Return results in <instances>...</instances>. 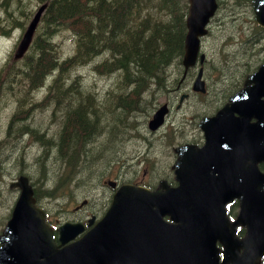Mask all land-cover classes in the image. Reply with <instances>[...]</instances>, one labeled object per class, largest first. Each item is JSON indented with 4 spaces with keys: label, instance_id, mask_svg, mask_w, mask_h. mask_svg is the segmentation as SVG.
<instances>
[{
    "label": "water",
    "instance_id": "obj_1",
    "mask_svg": "<svg viewBox=\"0 0 264 264\" xmlns=\"http://www.w3.org/2000/svg\"><path fill=\"white\" fill-rule=\"evenodd\" d=\"M44 7L36 10L26 27L15 58L28 48ZM216 7L215 0H188L185 68L195 63L199 37ZM253 7L255 20L264 26V0H253ZM200 77L199 71L193 90L203 92ZM166 113L163 104L148 128L157 129ZM201 127L206 139L202 148L176 150L177 186L165 181L154 191L122 186L103 217L93 225L91 218L87 224L92 226L84 233L81 223L62 224L59 245L35 205L27 177L19 176L11 184L19 187L20 194L0 235V264H260L264 172L257 163L264 161V64L247 76L244 88L215 117L203 119ZM215 156L229 158L223 168L215 169L223 178L219 185L205 182L211 166L221 163ZM234 200L238 213L231 220L226 206ZM238 226L244 228L242 237L236 234Z\"/></svg>",
    "mask_w": 264,
    "mask_h": 264
},
{
    "label": "rangeland",
    "instance_id": "obj_2",
    "mask_svg": "<svg viewBox=\"0 0 264 264\" xmlns=\"http://www.w3.org/2000/svg\"><path fill=\"white\" fill-rule=\"evenodd\" d=\"M39 4L40 3H38L37 0H0V68L7 62L11 63L13 61H17L13 60V54L15 46L22 33V29L18 26V24L10 26L8 25L7 19L12 16L17 18L18 21H21L23 24L22 26H26ZM244 16L245 15L240 7L224 4L217 17L222 21L232 23V27L226 31H229V33L232 34V37L225 38L224 36L225 48L229 50V52H232L228 54V56H223L214 51L213 45L217 44V41H219L222 36L214 37L212 35L203 39L204 45H206L207 55L209 57L215 56L217 59L222 58V60H219L218 62L221 65L226 66V69H223L218 65L214 69L207 67V72L209 73L208 81L210 84H217L218 77L221 74L226 73L228 70H233V77L231 78V81L234 82L235 78L238 79L240 77L241 73L251 72L255 69V67H257V65L264 62V36H261L258 42H256L253 46L248 45V47L247 44L242 42V40L246 39L247 35L251 33L246 30L247 22L244 19ZM232 17L236 18L233 20ZM239 26L242 27V29H240ZM41 28L42 25L39 29H37L38 32L36 31L38 35L41 32ZM49 42L56 47L60 62L65 60L74 52L75 41L71 33L67 30H58L57 33L49 39ZM230 45L233 46L230 47ZM103 56V54L98 55L96 60L101 59ZM98 62H91L90 65L79 66L80 68L70 69V71H64V74H61V78L59 79L57 86L60 89L58 91V96L63 97V101L61 105H58L60 101L55 103L58 107L57 105L52 104L47 106V103L39 101L44 96L42 94V90L35 92L31 96L32 102L36 103V106L31 102H27L24 103L23 106H19L17 101L13 98L14 96L11 94L10 90L16 85L13 86V83L9 85L4 84L2 87V91H0V228L2 227L5 217L9 212L17 194L8 189L9 184L13 182L21 172L30 176L32 179H38V181L41 179L42 172L40 167L37 163H33L34 157L37 156L38 153H41L42 155H50V159L47 163L48 169L46 181L43 180L41 183L37 182V197L39 198L41 195V203L49 211V213H53L54 218L60 219L61 222L72 220V209L79 205L83 200L88 199V201H90L83 209L84 212H89L90 210L96 209V207L100 205L101 201L104 199V195H109V191L102 187L101 184L98 186V182L95 180L92 183L85 182L84 178L87 176L77 182V186H74L73 188L64 187L63 192L68 190L70 191V199L61 198V201L59 202H66L61 206H58L54 201H49V199L46 198L47 194L43 195V191H45L44 188L48 186L49 183L52 184L59 173L60 164L57 162V159H55L56 156H65L57 145L58 141H60L59 138H56L59 118L68 116L67 112L69 105L73 106L75 101L72 100L74 97L76 98V96H79L80 84L85 85V93L95 89L92 93L88 94V96L92 98H88L86 96L88 99L87 101L90 102L107 101L105 98L110 96V94L116 89V81L118 78L116 75H118V72L110 74V72H106L105 70L103 72L96 71L94 65L100 64ZM16 64H20V62H17ZM232 64L233 66H231ZM170 71L171 78H173L176 75V72L173 69ZM69 75H71V77ZM76 75H81L82 81L79 78L75 79ZM71 79H75V83L70 90V83L72 82ZM51 80L52 77H48L46 79V84H48ZM108 88H110V90L106 92ZM230 88L231 87L228 86L220 89L215 97H207L205 99V104L207 105L210 101L215 99H222ZM44 89L46 90V87H44ZM51 90L52 88L49 89L48 93H50ZM173 96L174 92L172 94V97ZM163 98L164 95L161 94L158 99L155 100V104L157 103L156 105H159L160 102H164ZM36 101H39V103ZM152 103L153 102H151V104ZM192 103L193 101L191 99L184 105L181 111H187L188 113L198 111L200 113L201 107H193ZM189 107L190 109H188ZM149 110L150 107L146 108L145 111L136 110L133 113L135 115L129 117V120L126 122V124L131 127H122L118 121V128L108 117H102L94 112H86L90 119H94V121H96L97 127L96 129L94 128L95 130L89 129L91 130L88 131L91 133V136L88 138L90 140L87 142L88 139L86 138V140L81 141L82 144L78 147L87 150L99 141L102 122L112 130L113 134H115V139L112 142H109L106 138H102L101 150L94 148L95 152H86V162H89L88 157L91 154H94L95 156L96 154L101 153V157L96 161L97 166L106 165L107 160L111 159L114 154H122L124 161L121 162L120 165L125 164L124 166H126L130 164L132 166L129 161L131 158L127 157H129V155L134 157L136 152L142 148L148 150L149 152L153 151L158 154L152 167L155 171L153 178H156L159 173L166 172L167 159L165 157V151L167 150L169 156V134H171V132L174 133L171 138V142L173 144L183 139V137L179 135L182 134V132L171 130V127L176 125V121L184 113L172 110V113L169 114L166 119L165 125L154 135H149L145 125L147 118L151 114V111H153ZM188 121H191L190 117L188 118ZM45 126H48V132ZM81 131L82 130L78 128V132L81 133ZM46 133L47 135H51V138L46 140L42 139V135ZM27 135L36 139V142L28 137L21 139ZM141 135L147 136L152 143L148 144L145 140H143ZM185 135L186 138H191L196 135L195 130H192V126L186 125ZM160 137L163 141L161 144L160 139L157 140V138ZM16 141H19L17 145ZM78 147H75L74 149L72 147L71 148L75 150ZM18 148L19 151H22V159L18 158ZM169 159L170 158L168 157V160ZM109 167L110 165L106 169H109ZM133 170V168H122L123 172L121 177L125 179L136 177L137 179L139 176L142 177V175H146L144 172L142 173V171L147 173L148 168L143 166L139 172H136L137 175L133 174ZM109 171L110 172L106 173L102 180L113 179L115 173L117 172V165L115 164ZM119 180L121 181V178ZM94 190L95 193H93ZM61 208L62 210L60 211ZM104 209L105 208L103 207L99 210L98 216L102 214ZM236 212L237 206L231 211V214H236ZM86 218L88 217L86 216Z\"/></svg>",
    "mask_w": 264,
    "mask_h": 264
},
{
    "label": "trees",
    "instance_id": "obj_3",
    "mask_svg": "<svg viewBox=\"0 0 264 264\" xmlns=\"http://www.w3.org/2000/svg\"><path fill=\"white\" fill-rule=\"evenodd\" d=\"M38 1L48 2L40 20V34L36 32L30 50L22 58L7 62L0 68V91L4 84L16 85L10 90L19 106L27 102L35 104L31 96L41 90L39 87L49 75L52 80L48 83L50 85L46 86L52 90L48 97L46 96L49 91H45L44 103L49 106L60 101L58 105H61L63 97L58 96L60 89L57 86L61 74L86 65L104 48L110 51L111 59L94 65V68L96 71L105 70L110 74L113 69L119 71L116 89L105 100L107 107L113 99L118 103V116L122 127L128 126L125 119L130 114L136 110L145 111L153 106L151 102L157 97L145 98L151 86L155 87L157 93L166 91V77L169 76L166 70L171 65L177 66L183 55L187 0ZM248 2L249 0H231L230 6L248 8ZM7 20L10 26L18 24L21 29L25 27L12 16ZM62 28L69 29L76 39L74 53L60 62L56 47L49 39ZM17 62L20 64H16ZM74 83L70 85V90ZM82 87L83 84H80L81 89ZM81 89L79 96L72 100L75 101L73 106L76 107L70 109L72 105H69L68 116L62 119L64 122L57 144L65 155L59 158L65 162L68 160L71 168H74L76 162L89 150L78 147L82 144L81 141L91 136L89 129L95 130L97 127L96 121L86 114L87 106H91L87 97H92L85 95ZM83 101H87L86 104ZM95 110L92 111L97 113ZM109 116L115 119L116 114L111 112ZM78 128L82 130L81 133ZM106 134L111 137L112 130L109 128ZM71 147L78 148L73 150ZM37 161L41 166L42 157Z\"/></svg>",
    "mask_w": 264,
    "mask_h": 264
},
{
    "label": "bare ground",
    "instance_id": "obj_4",
    "mask_svg": "<svg viewBox=\"0 0 264 264\" xmlns=\"http://www.w3.org/2000/svg\"><path fill=\"white\" fill-rule=\"evenodd\" d=\"M37 2L38 3H40L39 5H38V7L40 6V5H44V4H46L47 5V7H48V2H46V1H44V2H39L38 0H37ZM50 21H52V20H50ZM61 30H67V31H69V29H67V28H62V29H60V31ZM70 32V31H69ZM71 33V32H70ZM72 35V34H71ZM73 36V35H72ZM73 38H74V40L76 39V37L75 36H73ZM93 48V47H92ZM100 50V49H99ZM100 54H103L104 56L101 58V59H99V60H96V57L98 56V55H100ZM111 53H110V51L108 50V49H106V48H104V49H101L100 51H99V53H97V54H95L94 55V57H93V59L89 62V63H87L86 65H90L91 64V62H98V61H100V62H98V63H102L103 61H107V60H110L111 58ZM115 62V61H114ZM83 66H85V65H83ZM77 68H80V67H77ZM112 73L113 72H119V71H117V69H115V70H113V71H111ZM53 73H56V72H53ZM70 77H71V75H69ZM48 77H52L51 75H49ZM48 77H46V79L48 78ZM80 78L81 79V75H76L75 76V79H77V78ZM116 77H118V75H116ZM46 79L44 80V83L39 87L42 91H43V98L41 99V100H39V101H42V102H44V100H45V98L46 97H48L49 96V94L51 93H48V95L45 97V91H49V89L47 88V86L48 85H50V84H47V86H46ZM75 79H71L72 80V82L70 83V85L73 83V82H75ZM81 81H82V79H81ZM112 86V85H111ZM44 87H46V90L44 89ZM81 89V88H80ZM111 89H112V87H111ZM95 90V89H94ZM94 90H92V91H88L87 93H85V85L83 84V87H82V89H81V91H84V94L85 95H88L89 93H92ZM110 90V88H108L107 90H106V92L107 91H109ZM39 101H36V102H38L39 103ZM34 103V102H33ZM36 104V103H35ZM34 104V105H35ZM37 105V104H36ZM35 105V106H36ZM56 105V104H55ZM25 133H27V132H25Z\"/></svg>",
    "mask_w": 264,
    "mask_h": 264
},
{
    "label": "flooded vegetation",
    "instance_id": "obj_5",
    "mask_svg": "<svg viewBox=\"0 0 264 264\" xmlns=\"http://www.w3.org/2000/svg\"><path fill=\"white\" fill-rule=\"evenodd\" d=\"M59 125H60V123H58ZM58 128V127H57ZM56 128V129H57ZM222 164V163H221ZM223 165V164H222ZM225 165H226V163H225ZM259 168L261 169V164H259ZM143 176V175H142ZM97 188V187H96ZM96 188H95V190H96ZM95 190L93 191V193H95ZM85 213V212H84Z\"/></svg>",
    "mask_w": 264,
    "mask_h": 264
}]
</instances>
